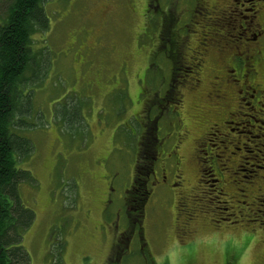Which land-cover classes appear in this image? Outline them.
<instances>
[{
  "label": "rangeland",
  "instance_id": "1",
  "mask_svg": "<svg viewBox=\"0 0 264 264\" xmlns=\"http://www.w3.org/2000/svg\"><path fill=\"white\" fill-rule=\"evenodd\" d=\"M10 1L0 0V25ZM182 1L161 0V7L167 8L166 14L179 12ZM144 3L51 0L45 4L50 27L33 37L39 73L30 70L24 76L25 97L18 107L24 112L16 116L24 126L14 129L33 147L17 165L33 177L19 188L24 204L36 214L22 240L29 264H117L106 262L111 237L117 222L121 230L127 227L126 212L132 205L127 206L126 192L135 177L143 126L160 109L152 100L166 67L159 57L148 69V51L157 45L153 34L159 25L156 19L145 18ZM189 101L187 96L181 114L185 125H192L186 126L192 136L181 147L184 178L180 186L169 178L162 189L149 187L143 222L146 256L140 254L138 243L122 264H264V237L252 231L264 227V221L233 220L251 230L240 236L209 225V219L230 213L225 209L242 206L237 189L244 183L241 175H223L226 182H237L221 192L208 174L202 181L195 149L201 132L193 123L202 127L208 116L190 117ZM176 134L172 117L162 121V138L174 145ZM171 147L161 155L172 165ZM244 162H249L243 164L245 175L254 169L251 166L263 164ZM223 163H218L220 169ZM204 169L208 170L206 165ZM184 193L180 206L177 198ZM189 223L192 235L183 233Z\"/></svg>",
  "mask_w": 264,
  "mask_h": 264
},
{
  "label": "flooded vegetation",
  "instance_id": "2",
  "mask_svg": "<svg viewBox=\"0 0 264 264\" xmlns=\"http://www.w3.org/2000/svg\"><path fill=\"white\" fill-rule=\"evenodd\" d=\"M181 4L184 7L179 12L176 9L174 13L166 14L167 8L161 7V0H145L144 3L145 18L156 19L159 25L153 34L157 45L148 51L151 62L148 69L156 66L159 57L166 62V67H162L163 74L157 82L159 92L152 100L160 109L155 115L148 116V122L143 126L135 177L126 194L132 191L140 173L139 179L148 188L149 197L144 207L132 206L127 210L126 228L121 230L119 222L115 224L116 234L111 237L108 263L122 264L134 254L133 245L138 243L140 254L146 256L143 254L147 252L144 250L147 241L143 222L151 196L149 187L162 189L169 184V178L175 179L180 186L179 181L184 178L185 160L181 147L184 140L192 136L186 128L192 125H185L181 116L187 96L189 108L193 110L190 117L202 119V115L208 116L202 127L193 123L201 132L195 149L202 181L208 174L213 187L221 192L230 188L232 182H237H226L223 175H241L244 183L243 189H237L241 197L238 202L242 206L225 209L226 212L230 209V213L209 219V225L215 231L225 230L226 234L231 232L240 236L251 230L244 229L246 226L241 222L235 225L233 220L264 221V0H183ZM169 117L173 118L177 128L174 145L168 143L167 137L160 136L162 121L165 124ZM166 147L172 149L169 156L172 165L161 155L166 152ZM242 153L250 154V157L240 156ZM160 155L163 159L158 163L156 160ZM223 160L220 169L218 163ZM248 160L263 164L251 166L254 169L245 175L243 164L247 166L249 162L244 161ZM205 165L208 170L204 169ZM179 195L177 204L181 206L185 193ZM190 212L195 215L197 210L190 209ZM193 223L186 224L184 234L192 235ZM252 231L264 237V227Z\"/></svg>",
  "mask_w": 264,
  "mask_h": 264
},
{
  "label": "trees",
  "instance_id": "3",
  "mask_svg": "<svg viewBox=\"0 0 264 264\" xmlns=\"http://www.w3.org/2000/svg\"><path fill=\"white\" fill-rule=\"evenodd\" d=\"M51 0H11L7 17L0 25V264H29L30 255L22 240L35 222L36 214L20 197V185L33 181L30 172L17 167L26 159L32 144L18 133L16 120L19 103L25 97L24 76L28 71L37 75V53L33 37L50 27L45 4ZM24 108V107H23ZM16 120V122H15ZM142 171V170H140ZM139 169H137V173ZM136 176L134 188L127 193V206L144 207L149 197L143 180ZM133 192V194H131Z\"/></svg>",
  "mask_w": 264,
  "mask_h": 264
},
{
  "label": "bare ground",
  "instance_id": "4",
  "mask_svg": "<svg viewBox=\"0 0 264 264\" xmlns=\"http://www.w3.org/2000/svg\"><path fill=\"white\" fill-rule=\"evenodd\" d=\"M212 107V106H211ZM129 264V263H128Z\"/></svg>",
  "mask_w": 264,
  "mask_h": 264
}]
</instances>
